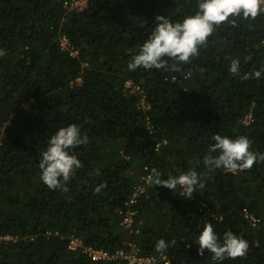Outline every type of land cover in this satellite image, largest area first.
<instances>
[{
    "label": "trees",
    "instance_id": "obj_1",
    "mask_svg": "<svg viewBox=\"0 0 264 264\" xmlns=\"http://www.w3.org/2000/svg\"><path fill=\"white\" fill-rule=\"evenodd\" d=\"M197 2L90 0L78 10L63 0H0V234L13 237L0 243V264H127L69 249L73 234L110 252L136 241L148 254L157 253L159 239H175L163 251L171 264H264V161L237 172L203 164L217 133L246 135L264 153V76L242 80L228 71L234 57L242 73L264 64V14L222 22L179 70L127 67L157 15L182 20ZM128 78L147 93L154 135L137 96L125 89ZM73 123L89 137L75 149L82 166L67 192L49 189L39 176L40 153L58 128ZM145 166L163 178L195 167L204 187L183 198L149 184L136 203L142 222L134 234L118 212ZM201 200L210 212L200 210ZM245 207L260 218L257 226ZM205 222L221 237L229 230L243 236L247 254L222 262L207 249L200 255L194 240Z\"/></svg>",
    "mask_w": 264,
    "mask_h": 264
},
{
    "label": "clouds",
    "instance_id": "obj_2",
    "mask_svg": "<svg viewBox=\"0 0 264 264\" xmlns=\"http://www.w3.org/2000/svg\"><path fill=\"white\" fill-rule=\"evenodd\" d=\"M197 9L194 14L178 21L165 15H157L153 31L138 46V51L127 64L128 69L179 70L182 64L190 62L199 54L201 46L206 44L222 22L234 24L236 17L255 18L264 14V0H198ZM5 54V49L0 48V57ZM241 63L240 57L231 58L228 71L242 80L264 76V64L242 73ZM88 140L87 134L82 133L80 126L75 123L58 128L48 138L46 147L40 153L38 166L40 179L49 189L68 191V182L82 166L75 149L87 144ZM212 140L214 143L209 146V154L203 158V164L208 169L237 172L264 161V153L253 151L252 140L246 135L228 136L217 133L212 136ZM164 174L161 169L152 167L146 179L151 186L166 187L183 198H191L197 189L204 187L203 173L195 167L179 173L168 172L166 178H163ZM105 187L101 183L94 191L100 193ZM194 242L198 244L197 251L200 255L207 249L217 262L226 258L243 257L249 246L243 236L230 230L221 237L209 222L203 224ZM175 243V239L167 241L161 238L156 242L155 250L163 252Z\"/></svg>",
    "mask_w": 264,
    "mask_h": 264
},
{
    "label": "built area",
    "instance_id": "obj_3",
    "mask_svg": "<svg viewBox=\"0 0 264 264\" xmlns=\"http://www.w3.org/2000/svg\"><path fill=\"white\" fill-rule=\"evenodd\" d=\"M90 0H63V3L66 7L76 8L82 10L86 7L87 3ZM67 37H63V44H67ZM77 52V51H75ZM176 77H174L175 79ZM125 89L132 94L137 96V105L138 108L146 113V129L150 135H154L157 132V128L152 121L150 111H151V102L148 99L145 89L138 83H135L132 79L125 80ZM252 118V115H247L245 122L248 123ZM168 141L166 138L157 140L155 144V150H159L162 145L166 144ZM144 172L140 180L135 184L133 193L129 195L123 202L122 206L119 208V215H121V223L126 227L129 233L138 234L141 230V222L137 219L138 209L136 203L138 199L146 192L149 182L146 177L148 176V166L144 167ZM200 210L210 212L212 210L211 205L205 201H200ZM244 216L250 221L253 226H257L260 222V218L250 211L248 208L243 209ZM49 233V232H48ZM13 237L10 235H1L0 234V243L4 240H10ZM68 248L71 250H82L94 261H109L120 259L125 261L127 264H171V259L165 252L157 253H145L142 246L136 241L129 240L125 247H121L115 251H108L104 248H97L92 245H88L84 242L83 238L78 235H71Z\"/></svg>",
    "mask_w": 264,
    "mask_h": 264
}]
</instances>
